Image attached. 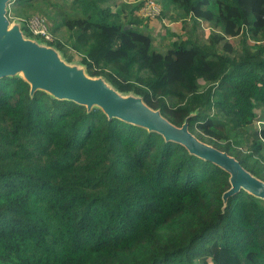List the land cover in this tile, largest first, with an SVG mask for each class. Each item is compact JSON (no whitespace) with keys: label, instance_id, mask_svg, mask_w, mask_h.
<instances>
[{"label":"trees","instance_id":"1","mask_svg":"<svg viewBox=\"0 0 264 264\" xmlns=\"http://www.w3.org/2000/svg\"><path fill=\"white\" fill-rule=\"evenodd\" d=\"M159 1L193 24L166 52L141 5L12 0L8 17L264 181V0ZM34 14L51 41L28 29ZM230 188L227 171L157 132L0 78V264H264V199L242 189L224 202Z\"/></svg>","mask_w":264,"mask_h":264},{"label":"water","instance_id":"2","mask_svg":"<svg viewBox=\"0 0 264 264\" xmlns=\"http://www.w3.org/2000/svg\"><path fill=\"white\" fill-rule=\"evenodd\" d=\"M11 1L0 0V78L21 76L29 83L31 94L45 91L59 100L86 106L88 110L100 108L110 119L143 127L183 145L191 154L213 162L230 174L231 188L224 193V202L242 189L264 199V181L245 170L228 153L200 141L190 132L188 120L181 127L173 125L159 110L148 107L142 98L118 92L103 77L89 76L81 64L67 63L55 47L27 37L22 22L11 24L8 17Z\"/></svg>","mask_w":264,"mask_h":264},{"label":"rangeland","instance_id":"3","mask_svg":"<svg viewBox=\"0 0 264 264\" xmlns=\"http://www.w3.org/2000/svg\"><path fill=\"white\" fill-rule=\"evenodd\" d=\"M158 3H160L159 0H155ZM144 0H118V3L122 4H127L129 6H137L141 5ZM161 4V3H160ZM129 8L127 6H124V11L127 14ZM35 15V14H34ZM136 17L142 18V28L145 30L146 33L150 34L154 38V46L155 49H157L160 52H166L167 50V45L171 43V41L175 40L178 38V35H180L179 38H188L192 34V28L193 24L189 19L185 20L186 22L183 21H174L170 19V15L168 14L167 16H162L157 17L155 19H146L143 18L139 12L135 13ZM16 21L19 20H13L11 21V24H14ZM210 27L207 23L201 22L200 26L198 29L195 31L198 37L201 40L208 39V34L210 32ZM214 31V30H211ZM236 41V40H234ZM65 53L67 55H72L73 56V61L66 62L69 63L70 65H79L80 63V58L75 55L74 52L71 50L66 49ZM258 126V124H257Z\"/></svg>","mask_w":264,"mask_h":264},{"label":"built area","instance_id":"4","mask_svg":"<svg viewBox=\"0 0 264 264\" xmlns=\"http://www.w3.org/2000/svg\"><path fill=\"white\" fill-rule=\"evenodd\" d=\"M162 6L155 0H144L139 8V14L146 19H155L162 14ZM30 32L37 37L43 38L46 42L53 39L51 34L49 23L45 17L40 15H33L27 22ZM262 122L258 121V125Z\"/></svg>","mask_w":264,"mask_h":264}]
</instances>
